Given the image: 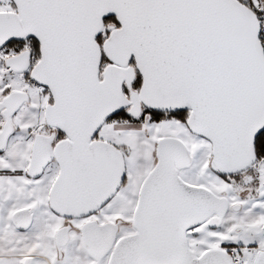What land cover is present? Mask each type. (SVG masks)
Returning a JSON list of instances; mask_svg holds the SVG:
<instances>
[{
  "label": "snow or ice",
  "instance_id": "1",
  "mask_svg": "<svg viewBox=\"0 0 264 264\" xmlns=\"http://www.w3.org/2000/svg\"><path fill=\"white\" fill-rule=\"evenodd\" d=\"M0 264H264V0H0Z\"/></svg>",
  "mask_w": 264,
  "mask_h": 264
}]
</instances>
